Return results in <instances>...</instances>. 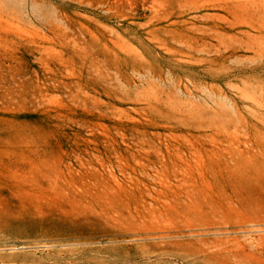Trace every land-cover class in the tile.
Listing matches in <instances>:
<instances>
[{
    "label": "rangeland",
    "instance_id": "1",
    "mask_svg": "<svg viewBox=\"0 0 264 264\" xmlns=\"http://www.w3.org/2000/svg\"><path fill=\"white\" fill-rule=\"evenodd\" d=\"M0 264H264V0H0Z\"/></svg>",
    "mask_w": 264,
    "mask_h": 264
}]
</instances>
